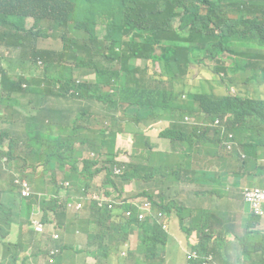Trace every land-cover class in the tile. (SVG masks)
Wrapping results in <instances>:
<instances>
[{
    "label": "trees",
    "instance_id": "1",
    "mask_svg": "<svg viewBox=\"0 0 264 264\" xmlns=\"http://www.w3.org/2000/svg\"><path fill=\"white\" fill-rule=\"evenodd\" d=\"M252 7L258 11L244 10L243 0H0V243L5 253L12 245L18 253V244L5 241L16 220L50 222V214L60 226L54 227L58 237L61 229L69 232L63 226L67 222L96 228H84V250L59 244L51 235H43L39 244L32 239L31 248L46 251L36 264H83L87 256L111 264H174L176 252L184 262L186 254L174 239L187 240L189 233L177 236L165 206H160L162 217L155 218L152 210L137 221L126 218L127 202L113 209L89 202L87 193L101 189L104 170V184L123 201L144 194L123 192L122 186L134 181L165 190L171 184H210V193L222 199L214 207L220 215L203 213L197 234L206 239L187 248L211 256L207 264H227L228 245L236 238L241 264H264V229L257 228L264 218L250 204L249 212L236 205L235 214L244 216L225 224L236 196L246 203L243 189L264 187V165L258 164L264 159V95L259 94L264 74H253L247 61L264 53V0H254ZM51 36L60 39L59 50L39 46L40 39ZM206 60L203 77L187 82L192 66ZM247 69L251 75L237 77ZM16 94L26 98L34 115L16 107ZM132 105L151 107L150 121L128 113ZM158 120L169 122L160 136L175 143L170 153H154L141 128ZM19 123L23 130L16 133L10 127ZM126 123L137 126L136 164L114 157L116 136ZM30 134L39 142L21 141ZM201 155L219 161L220 170L194 168V158ZM148 161L155 166L145 170ZM114 164L123 166L118 177ZM231 176L234 185V179L261 176L262 186L246 185L229 194ZM64 182L67 194L81 203L71 221L59 195ZM91 182L99 189L89 190ZM35 190L44 213L34 205ZM90 237L95 240L89 242Z\"/></svg>",
    "mask_w": 264,
    "mask_h": 264
},
{
    "label": "crops",
    "instance_id": "2",
    "mask_svg": "<svg viewBox=\"0 0 264 264\" xmlns=\"http://www.w3.org/2000/svg\"><path fill=\"white\" fill-rule=\"evenodd\" d=\"M244 4V10H252V11H258V8L252 7L254 4V0H243ZM256 4V3H255ZM252 16H246V19H251ZM252 60V65L256 67V71L258 74L261 76L264 74V67L261 65L264 63V53H261L260 55H254L251 58ZM0 81H1V76H0ZM140 118L141 115H135ZM132 125V124H130ZM169 125V122L166 120H158L155 122H152L146 126H141L144 136L147 137L150 145L154 149V153H170L174 150L175 148V143L171 142L167 138H163L160 136V132L167 128ZM134 126V125H133ZM125 129L123 133H120L116 136L115 139V151H114V157L115 160L118 162H126V164L130 163H137L135 159L132 158V155L134 153L133 150V143L135 141V137L133 135V132L130 133V140L125 139V134L127 132V127L125 124ZM135 127V126H134ZM136 128V127H135ZM132 142V143H131ZM141 151H138L140 153ZM137 153V154H138ZM146 163L143 164L145 166ZM155 163H150L149 161L147 162V166L145 170H149L151 167H154ZM195 168V167H194ZM101 177V176H100ZM104 180L105 176L102 177V186H104ZM94 183H90L89 188H94V189H99L98 187H94ZM180 183L178 185L171 184L169 190H165L164 187L160 185H155V184H145L142 182H131L128 184H124L122 187L125 188V191L128 190V187H132L133 190H135L137 193H144L147 194L149 191L153 192V194L159 199L160 204L165 205L166 210H168V213L171 217V219L175 220L177 222V228H179L181 231H185L189 233L188 239H179L175 238L174 241L178 244L180 250L184 253L185 250H187V245H199L202 241H204L206 238L199 237L197 234V229L199 226H201L203 223L200 221V218L203 213H208L206 210L198 208L199 210V215H195L193 212L192 208H190L187 203L186 199L180 197L185 191L184 188H182ZM111 187L107 189H103L106 191H109ZM143 194V195H144ZM162 194V197L159 198V195ZM197 195V192H196ZM73 196V195H72ZM74 197V196H73ZM212 199H208L209 201V207L212 206L211 201ZM195 199H192L191 206L192 207H202V204H195ZM215 205V203H214ZM219 206L220 204H216L215 206ZM231 203L229 204V206ZM214 206V207H215ZM234 208L231 211H228V216H226V221L225 224H230L232 221V216H234V210H236V203H233ZM208 207V208H209ZM206 208V209H208ZM209 210V209H208ZM250 211L248 207V212ZM71 212V211H67ZM73 213V212H72ZM76 214V213H75ZM75 214L71 216L70 218L67 217L66 214V220L71 221L74 219ZM220 215V214H218ZM183 221V223H181ZM81 225H86L90 227L91 229H95L96 226L94 224L92 225H87L84 222H79V223H69V224H64L63 226L70 228L69 232H63L62 229L60 230L63 235L60 236V238H63L65 240L69 239L72 235L75 229H78L79 232L74 234L75 239L83 240L86 241V234L87 232L84 229H81L78 226ZM170 226H173L172 222ZM47 231L46 233H48ZM38 236V233L35 232L34 230H29L25 232L24 228L21 227L19 223H14L9 230L8 235L5 238V241L18 244V253L14 250L13 252H8L7 254L4 251V248L2 244L0 243V264H36L37 260L39 258H45V253H39L38 250L35 252L34 248L30 247V241L32 239H36ZM182 233L180 236L181 237ZM183 241V242H182ZM67 243V241H64ZM62 242V243H64ZM41 243V242H40ZM59 242V244H62ZM37 244V242L35 243ZM230 246V245H228ZM10 257H12L10 259ZM230 264H237L238 262L231 263L229 260V250H228V259H226ZM242 260L240 261L239 264H241ZM38 264H46L45 262H41ZM184 264V262H182Z\"/></svg>",
    "mask_w": 264,
    "mask_h": 264
},
{
    "label": "rangeland",
    "instance_id": "3",
    "mask_svg": "<svg viewBox=\"0 0 264 264\" xmlns=\"http://www.w3.org/2000/svg\"><path fill=\"white\" fill-rule=\"evenodd\" d=\"M39 46L40 47H43V48H50V49H55V50H59L61 48V41L60 39L58 38H55L53 36L51 37H48V38H42L40 39L39 41ZM245 59L247 57H244ZM247 60V59H246ZM247 61H249L250 63H252V60L251 59H248ZM210 63L209 60H206L204 64H201V65H194L192 66L191 70L189 71V73L187 74V77H186V81L188 82H196V80H199V78H202L203 75L205 74V71H206V68H207V65ZM248 67L251 68L252 70V73L255 74V75H259L258 72L256 71V67L253 66L252 64H250ZM199 71H201L203 74L199 73ZM247 75H251V71L249 69L243 71L242 74H239L237 75L238 78H245V76ZM93 79V76H89V80H92ZM260 81V78H258V80H256V82H259ZM204 88L207 90V86L204 85ZM8 89V85L6 86L5 90ZM251 91L254 92L253 88H250ZM259 91L262 95H264V89L260 88L259 87ZM22 95L21 94H16L15 95V98H16V102H15V105L16 107L21 111L23 112L24 114H28L29 116L31 115H34L35 113V110L33 109H30L28 107H26L25 105V102H26V98H22L21 97ZM37 109V108H36ZM128 113H130L131 115H141L142 119L149 122L150 121V116L151 114L153 113V110L151 107H148V106H144V107H137L136 105H132L128 108ZM100 118H103L101 115H100ZM132 123H126V127H127V132L125 134V139L126 140H130V133L131 132H134L135 131V127L137 128V126L135 124H132ZM135 127H134V126ZM99 126V125H98ZM12 130H14L16 133H21L22 130H23V123H19L17 124L16 126H13V127H10ZM21 141L23 143H27V144H31L32 142H39V137L35 134H30L29 136H22L21 137ZM131 141V140H130ZM221 143H223L221 141ZM93 152V151H91ZM95 153V152H94ZM96 154V153H95ZM84 155H88V151H86L84 153ZM103 159H105L104 155H102ZM98 159H101V157H99ZM258 164H263L264 165V159H261V160H258ZM193 166L195 168H202L206 171H209V172H215V171H218L220 170V162L217 161L216 159L214 158H208L206 159L203 155L201 156H198V157H195L194 160H193ZM228 170H233V164L232 165H229ZM101 177H104L105 176V171L103 170L101 173H100ZM264 178V176H262ZM261 176H255L254 178H248V177H243L239 180H235V184L237 183V185H234L233 184V177H229L226 181V186H228L226 190L227 193L231 194L232 192H239L241 189H243L242 187L243 186H246V185H257V186H262L261 183L259 182L260 179H262ZM94 185V184H93ZM182 188L185 189L184 193L182 195L179 196L186 199V203L187 205L192 208L193 212L195 213V215H199V210L198 208H201V209H204L206 210L207 212H212V213H216V214H220V210H217L214 208V206L216 204H222L221 200L222 199H219V197H217L214 193H210L211 191V185L208 184V183H205V182H202L201 184L199 185H195V184H181ZM94 187H96L94 185ZM110 185L108 184H105L104 186L101 187V190L103 189H107L109 188ZM89 190H95L94 188H89ZM133 191L134 193H137L135 190H133V188L130 186L128 187V190L125 191V189H123V192L125 193H128V191ZM73 192H75L73 190ZM196 192H197V195H196ZM118 191H115V194H117ZM76 194V193H75ZM148 194L150 195H154L153 192L149 191ZM229 194H227L226 196H224V199H226L227 201L230 199V196ZM212 199L210 202L212 204V206L209 207V201L208 199ZM192 199H195V204H202V207H192L191 206V203H192ZM246 203H244L240 196H236V205L237 206H240L244 212L247 211L248 207H249V203L248 201L244 200ZM215 203V205H214ZM209 207V208H208ZM208 208V209H206ZM234 208L233 205H231L229 208H228V211H231L232 209ZM239 209V207H236V210H234V217L236 216L238 221L240 220V217L241 216H244V214H239V213H236L235 212ZM67 214V217L70 218L71 216H73L75 213H72V212H66ZM225 216H228V212ZM49 217L51 218V222H48V223H52L53 222V218L52 216L49 214ZM20 221L16 220L20 225L21 227L24 228L25 232L29 231L32 229V224L31 226L25 221V219L23 218H20L19 219ZM36 221V220H34ZM33 221V222H34ZM32 222V223H33ZM232 223V221H231ZM65 224H69V222L65 223ZM172 224H173V227H174V230L175 232L177 233V236H180L182 231L177 228V222L175 220L172 219ZM43 226L45 227L46 230H50V235L52 233L51 231V227L50 226H46L45 224H43ZM80 227L81 229H84L86 228L87 226L86 225H81V226H78ZM258 229H264V223H259L258 226H257ZM33 230V229H32ZM79 232L78 229H75L74 232H73V235L65 240L63 238H60L58 237L57 235L55 236L54 234H52V237L54 239H58L60 243L64 242V241H67V244H72L74 245L76 248H79L81 250H84L85 248H87V242L83 241V240H79V239H75L74 237V234ZM47 234L46 232H42L41 234H38L37 238H36V242L37 244H39L41 242V237L43 235H49ZM182 238H184L183 236H181ZM204 238V237H202ZM95 238L94 237H90L89 238V242H92L94 241ZM183 242V241H182ZM229 260L231 263H234L235 261L238 262L237 264L240 263L241 259L238 258L239 256V251L241 249V244L239 242L238 239L236 238H233L230 243H229ZM192 248V247H191ZM17 251V248L14 247L13 245L10 247V251L13 252V251ZM38 250V248H34V251L36 252ZM9 251V252H10ZM169 252L172 253V249L169 248ZM171 261L174 263V264H180L182 262V254L181 253H174L172 254V257H171ZM83 264H111V260L109 259H101V258H96V257H93V256H87L84 260V263ZM227 264H230L229 262H227ZM250 264V263H249ZM258 264V263H257Z\"/></svg>",
    "mask_w": 264,
    "mask_h": 264
},
{
    "label": "built area",
    "instance_id": "4",
    "mask_svg": "<svg viewBox=\"0 0 264 264\" xmlns=\"http://www.w3.org/2000/svg\"><path fill=\"white\" fill-rule=\"evenodd\" d=\"M214 124L219 125V119H216ZM1 167L2 166H0V168ZM112 173H113V176L115 177L120 176L123 173V166L114 164L112 167ZM67 185H68V182L63 183V188L61 189L59 195L62 196L64 203L66 204L68 208H71L74 211H76L81 207V203L78 202L77 199H73L72 197L67 196V192H66ZM105 192L106 190L87 193L89 202L95 200L100 207L106 206L108 209H113L114 205L123 204L124 202H127L130 205V207L124 212L126 218L127 219L134 218L137 221H143L144 219L148 217L150 213H152V210H153L152 201L147 196H137L133 200L123 201L116 197V194L114 193L112 188L109 189L110 194H107ZM24 195H29V191L28 190L24 191ZM242 195L244 197V200L249 202L251 210L264 218V187H255L254 189H251V188L243 189ZM34 205L35 207H37V210L39 212L44 213L43 207L40 203V198L38 199L37 203H35ZM136 206H139L141 208L140 212H137V213L135 212L134 208ZM153 215L155 218H160L162 217L163 214H162V211H157V212H154ZM31 224H32V229L37 233L47 232L43 224H45L46 226H51V227L55 226V223L48 224L38 219H32ZM162 226L163 228L166 227L165 224H163ZM196 259L199 260L200 264H207L208 261L212 259V257L209 255L200 256L197 253V250H192V251L187 252L186 264H191Z\"/></svg>",
    "mask_w": 264,
    "mask_h": 264
},
{
    "label": "clouds",
    "instance_id": "5",
    "mask_svg": "<svg viewBox=\"0 0 264 264\" xmlns=\"http://www.w3.org/2000/svg\"><path fill=\"white\" fill-rule=\"evenodd\" d=\"M67 196L68 197H72L73 199H76L75 197H73L72 195H68L67 194ZM142 196H147L151 201H152V207H153V210H154V212H157V211H162V212H164V209L162 208V207H160L162 204H160V202H159V199L155 196V195H150V194H144V195H142ZM162 197V194H160L159 195V198H161ZM38 199H39V195H38V192L35 190V197H34V204L35 203H37V201H38ZM65 206H66V204L65 203H63ZM163 206H165V205H163ZM166 208V207H165ZM67 211H71V212H73V213H76V211H74L73 209H71V208H68L67 206H66V212ZM50 213H52L54 216H55V214L53 213V211H50ZM51 222V221H50ZM45 223H48V222H45ZM52 223H55V226L54 227H58V228H60V226H58L57 224H56V222L55 221H53ZM48 224H51V223H48ZM48 227V226H47ZM51 227V226H50ZM54 227H51V231H52V233H51V236H52V234H54V235H57L55 232H54ZM47 231H49L47 234H49L50 233V230H47ZM38 234H41V233H38ZM50 235V234H49ZM58 236V235H57ZM192 246H196V245H192ZM188 251H192V250H189L188 248H187V250H185V254H186V257H187V252ZM184 264H186V259H185V261H184Z\"/></svg>",
    "mask_w": 264,
    "mask_h": 264
}]
</instances>
